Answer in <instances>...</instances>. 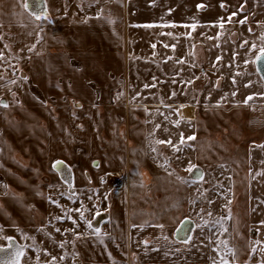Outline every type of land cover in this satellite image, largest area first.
Returning <instances> with one entry per match:
<instances>
[{
  "label": "rangeland",
  "instance_id": "374dc122",
  "mask_svg": "<svg viewBox=\"0 0 264 264\" xmlns=\"http://www.w3.org/2000/svg\"><path fill=\"white\" fill-rule=\"evenodd\" d=\"M217 2H200L199 11H172L173 17L171 11H163L159 21L156 15L147 22L167 30L150 26L155 34L151 43L139 45L142 40H135L133 48L125 43V54L133 50L131 62L128 58L123 64L125 75L136 76L142 70L148 77L143 85L162 80L161 88L132 97L116 91L99 110L72 98L62 103L66 107L59 113L50 103L52 115L66 123L43 130L51 135L50 141L46 138L51 149L44 153L45 145L40 146L37 168H31L26 156L22 163L10 154L3 158L7 174L0 188V238L15 233L35 246V256L28 249L23 264H200L209 252L215 262L254 263L253 248L260 241L248 222L246 153L250 144L264 143V82L256 69L257 57H264V0H231L236 11ZM209 6L216 11H205ZM119 25L114 28L116 37ZM172 34L194 39L192 59L176 60L185 53L175 54ZM5 42L4 53L16 56L11 43ZM150 48L158 53L155 63L148 56ZM201 68L209 73L208 84ZM185 104L195 107L190 121L180 116ZM91 123L95 126L88 127ZM57 160L63 161L61 169L53 168ZM189 165L195 166L191 172ZM197 169L204 174L201 180L196 179ZM30 173L35 189L28 184ZM18 176L21 185L12 181ZM112 181L126 182L123 191ZM7 183L15 186L8 190ZM184 218L199 225L210 218L211 240L181 251L172 247L177 243L174 229ZM85 220L101 230L99 238ZM43 224L56 231L53 240H29L28 231ZM165 237L171 244H165L157 257L156 244ZM258 258L264 263V257Z\"/></svg>",
  "mask_w": 264,
  "mask_h": 264
},
{
  "label": "crops",
  "instance_id": "0c3cea01",
  "mask_svg": "<svg viewBox=\"0 0 264 264\" xmlns=\"http://www.w3.org/2000/svg\"><path fill=\"white\" fill-rule=\"evenodd\" d=\"M217 1L218 5L223 2L227 3L229 11H236L231 8V0ZM200 2L211 4L213 0H43L39 7L46 10L47 19L36 20L30 15L33 9L23 7L25 0H0V163L2 165V168L0 167V188H2L3 175L6 173L3 158H10L12 155V158L22 163L21 160L26 156L31 161L33 169L37 168L36 158L37 152H40V146L45 145L44 153L50 152L51 143L47 142L46 138L50 141L51 135H44L43 130L51 129L53 125L61 128V125L66 123L64 119L52 115L49 109L50 103L55 105L59 113L64 112L66 107L62 106V103H67L72 98L77 101L76 104H90L99 110V105L110 102L111 96L115 95L116 91L132 97L145 95L144 90L148 88L156 90L161 88L159 86L163 85L162 80L161 82L154 80L155 82H149L150 84L146 82L145 85L148 87H145L142 80L148 81V77L142 70L136 76L125 75L123 64L128 58L131 62L133 54V50L125 54L123 50L125 43L131 48L135 40H142L139 45L143 41L151 43L155 34L150 30V26H157L161 30L168 28L160 26L162 24L149 23L147 19H153L152 17L158 15L157 20L159 21V14L163 16V11H171V17L174 16L172 11H199ZM207 10L216 11L211 6L205 9ZM132 21H135L134 25H131ZM118 23L121 29H119L120 35L116 37L114 28ZM110 25L113 26L111 29ZM101 28L104 30L101 31ZM125 29L129 30L125 31ZM143 30L145 31L141 34ZM132 31L134 34L131 33ZM5 32H9L7 37ZM5 39L11 43L16 56L8 49V54L4 53V47L7 46ZM171 42L176 55L180 56V53L182 55L185 53L180 58H176L177 61L185 56L193 58L191 56L194 55V39L190 35L185 37L172 34ZM89 47L92 48L90 51L82 50ZM116 47L121 50H116ZM152 49L150 48L148 56L154 60L153 57L158 53L157 51L152 52ZM165 50L162 48L163 54ZM134 54L137 53L134 52ZM119 64H121L120 67ZM200 70L202 77L208 78V84L209 73L205 68ZM141 76L143 77L140 78ZM158 76L161 79L165 78L164 73H159ZM138 79H141V83H137ZM129 102H131L130 99ZM184 108L187 109L185 115ZM194 111V106L182 105L180 116L190 121L194 116ZM72 125L78 126L76 122H72ZM89 126L95 125L91 123ZM246 161V192H248V207L250 208L248 222L257 232V239L260 241L258 246L253 248V252L256 253H253V256L257 258L251 264H264L258 258L264 257V244H262L264 242V143L250 144L246 153ZM16 169L19 170L18 165ZM32 174L34 173H30L28 184L35 189L36 180H31ZM19 177H15L18 182L15 179L12 181L21 185ZM112 184L117 189L121 186L123 191L126 182L120 183L119 181L115 184L112 181ZM9 186L15 185L7 183L6 189L9 190ZM51 224L53 223H47V225ZM212 224L213 221L210 218H206L202 225L194 222L191 239L186 241L188 242L187 247H184L186 242L177 241L172 247L181 251L195 243H204L208 238L211 240ZM52 229L51 226L46 228L43 224L41 228L29 230V240L39 242L45 239L53 240V234L56 231ZM24 238L15 233L5 239L0 238V248H3L0 251V257H9L14 260V253L11 255L9 244L10 241H14L23 253L19 257L18 264H23L27 250L32 252L35 247L22 242ZM169 240L167 237L161 238L156 244L157 257L163 253L162 247L165 244H171ZM195 250L191 252L195 253ZM199 250L206 252L209 248ZM32 253L35 256V252ZM160 259L163 261V256H160ZM187 264L196 263L189 261ZM200 264L224 263L213 261L209 252L207 257H204V262Z\"/></svg>",
  "mask_w": 264,
  "mask_h": 264
},
{
  "label": "snow or ice",
  "instance_id": "6c2138e0",
  "mask_svg": "<svg viewBox=\"0 0 264 264\" xmlns=\"http://www.w3.org/2000/svg\"><path fill=\"white\" fill-rule=\"evenodd\" d=\"M43 3V0H25V3L23 5V7L25 9H28L29 7H31L33 9V11L30 13V15L34 16V18L36 20H41V19H47V13H46V10L44 8H40L39 5H41ZM223 7V5H221ZM198 7H203L202 5L198 6ZM233 15H235V13H233ZM229 21H231V17H229ZM245 21H241V23H244ZM221 27H223V23H221L220 25ZM191 27L193 28V30H195L196 28V25L193 24L191 25ZM261 55L264 56V48L261 49ZM261 57H257V59H260ZM181 63H183V61H181ZM145 87H148V85H145ZM248 100H251L252 97H248L247 98ZM5 107H7V105H5ZM188 140H194L195 137L194 136H189L187 137ZM184 142V138L183 136L181 137V143ZM158 143H165V141H158ZM167 143L171 144L172 142L171 141H167ZM155 151V149H153ZM177 151H179V149H177ZM63 166V161H60V160H57L54 164H53V168L54 169H61ZM161 167H164V165H161ZM195 166L193 165H189V168H188V171L191 172L192 169L194 168ZM197 171L199 172V175L197 176V180H201L203 178V172H200L198 169ZM193 183H195L196 181H192ZM97 215H99V213H97ZM57 219H59V217H57ZM81 219H84L83 215H81ZM73 223H75V221H73ZM85 223L87 224L88 228H92V224H91V221H88V220H85ZM162 227V226H161ZM2 230V229H0ZM93 232L96 234V236L99 238L100 237V234H101V230L99 228H92ZM57 231L59 232L60 229H57ZM182 231V229H181ZM191 238H186V241L187 240H190ZM100 243H103V240L100 239ZM64 245H60V247H63ZM2 251V250H0ZM23 253L22 251L20 250H17L15 253H14V256L16 257V259L12 260V261H0V264H18V260H19V257L22 256ZM55 259V258H53ZM224 264H227V261H224Z\"/></svg>",
  "mask_w": 264,
  "mask_h": 264
},
{
  "label": "water",
  "instance_id": "95a60500",
  "mask_svg": "<svg viewBox=\"0 0 264 264\" xmlns=\"http://www.w3.org/2000/svg\"><path fill=\"white\" fill-rule=\"evenodd\" d=\"M256 69L259 72L263 82H264V57H261L256 61ZM194 227V222L190 218H184L174 229V239L177 242H186V238H189ZM182 229V231H181ZM188 241V240H187ZM20 249V247H19ZM0 261H12L9 257H0Z\"/></svg>",
  "mask_w": 264,
  "mask_h": 264
},
{
  "label": "bare ground",
  "instance_id": "6f19581e",
  "mask_svg": "<svg viewBox=\"0 0 264 264\" xmlns=\"http://www.w3.org/2000/svg\"><path fill=\"white\" fill-rule=\"evenodd\" d=\"M186 112H187V109L184 108V110H183L184 115L186 114ZM61 172H62V175H64V173H63L62 170H61ZM67 179H68V178H67ZM9 244H10V250L12 251V252H11V255H12V253H15L17 250H19L18 245H17L14 241H10ZM13 249H14V251H13ZM0 250H3V248H0ZM13 257H14V259H16L15 256H13Z\"/></svg>",
  "mask_w": 264,
  "mask_h": 264
}]
</instances>
